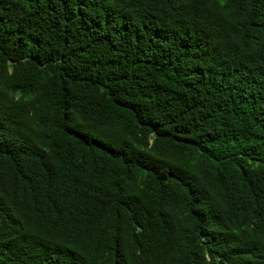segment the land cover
I'll return each instance as SVG.
<instances>
[{"label":"trees","instance_id":"1","mask_svg":"<svg viewBox=\"0 0 264 264\" xmlns=\"http://www.w3.org/2000/svg\"><path fill=\"white\" fill-rule=\"evenodd\" d=\"M0 264H264V0H0Z\"/></svg>","mask_w":264,"mask_h":264}]
</instances>
